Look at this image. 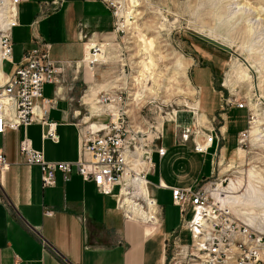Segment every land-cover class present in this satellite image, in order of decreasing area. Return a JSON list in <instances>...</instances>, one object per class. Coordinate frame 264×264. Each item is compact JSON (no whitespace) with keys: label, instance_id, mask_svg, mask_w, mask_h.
Instances as JSON below:
<instances>
[{"label":"crops","instance_id":"1","mask_svg":"<svg viewBox=\"0 0 264 264\" xmlns=\"http://www.w3.org/2000/svg\"><path fill=\"white\" fill-rule=\"evenodd\" d=\"M50 1L20 3L12 58L0 62L1 67L7 68L6 72L0 70V86L14 74L36 38L52 44V59L62 66L63 72L57 76L58 84L44 87L43 95L56 101L48 120L58 125L60 140H43L44 127L39 122L31 125L26 134L33 147L44 152L47 161L75 162L80 128L110 121L108 110L98 103L102 92L115 87L107 71L106 51L105 60L94 68L86 64L85 58L95 41L103 44L102 49L105 44L115 45L113 40L105 42L104 37L116 29L117 21L108 0H63L58 10L48 12L43 3ZM42 10L47 12L35 23ZM212 88L218 97L208 107L212 115L201 112L199 97L194 109L198 114L193 117L204 130H216V141L208 154L194 152L192 141L177 145L174 136L169 146L164 140H157V146H164L167 154L162 159L154 155L155 168L148 175L149 185L139 197L151 212H156V220L146 212L143 218L139 216L136 212L140 204L128 198L122 202L121 196L118 199L100 194L93 183L75 172L69 177L58 173L56 185L44 189L41 168L27 165L20 153L22 132L8 129L0 135V151L11 164L10 170L0 173V264H167L168 243L173 238L181 242L189 231L183 228L181 216L180 226L168 224L160 193L171 192L160 189V181L176 188L200 185L213 176L219 154L225 157L239 150L240 133L249 126L247 112L229 107L220 130L215 128L210 118L220 111L222 94L214 89L213 78ZM199 92L201 96L200 89ZM44 207L54 215L45 216Z\"/></svg>","mask_w":264,"mask_h":264},{"label":"rangeland","instance_id":"2","mask_svg":"<svg viewBox=\"0 0 264 264\" xmlns=\"http://www.w3.org/2000/svg\"><path fill=\"white\" fill-rule=\"evenodd\" d=\"M108 1L120 8L116 29L104 37L115 45L105 44L101 57L105 60L106 51L110 79L126 103L133 144L155 149L154 138L164 130L163 143L169 146L176 124L194 123L199 97L201 112L212 115L208 107L218 98L213 78L222 94V107L210 118L215 128L222 125L228 99L247 103L251 112L242 110L254 124L239 150L219 154L213 176L200 184L218 187L235 213L264 233V0ZM0 70L7 68L0 65ZM127 198L140 204L139 216H153L155 211L142 207V198ZM160 205L168 224L180 226L171 195L161 192ZM181 239L185 245L191 242L188 232ZM175 241L168 243L167 264H175Z\"/></svg>","mask_w":264,"mask_h":264},{"label":"built area","instance_id":"3","mask_svg":"<svg viewBox=\"0 0 264 264\" xmlns=\"http://www.w3.org/2000/svg\"><path fill=\"white\" fill-rule=\"evenodd\" d=\"M22 1L0 0V62L12 58L13 31L20 24L19 7ZM62 1L52 0L43 4L48 12H52L62 6ZM108 2L117 21L120 7L115 2ZM45 12L42 10L35 23ZM102 47L103 44L93 42V49L85 58L86 64L94 68L104 61L100 57ZM51 53L52 44L36 38L34 47L25 52L14 74L5 85L0 86V135H4L8 129L22 132L20 153L27 165L41 168L44 189L56 185L58 173L69 177L75 172L84 181L93 183L102 195L121 196L122 202L126 196L138 197L135 194L137 183L142 181L148 187V175L155 168L154 155L162 159L167 149L161 144L155 149L143 142L139 146L133 144L136 140L130 136L132 130L128 115L123 111L126 103L115 89L102 92L98 99L99 105L105 106L109 112V123L80 128L75 162H49L43 151L33 147L26 131L36 122L44 127L43 140L55 143L60 140L58 125L48 120L49 111L56 101L45 99L43 95L44 87L47 84H58L57 76L63 72L62 66L57 65ZM227 105L238 109L248 108L251 112L244 102L228 99ZM109 106L115 107L116 119ZM193 113L195 116L198 114ZM252 120L249 115L250 126ZM247 134L248 131L240 133V144ZM163 135L164 130L159 131L154 139L162 142ZM173 136L177 145H187L192 141L194 152L208 154L216 141V130H204L196 118L191 126L176 124ZM10 167L5 154L0 151V173L10 170ZM158 187L170 190L173 204L179 209L183 220V228L190 233V244H182L178 239L174 242L179 249L173 258L175 264H264V233L250 224L248 219L244 220L236 214L228 201L221 200L218 187L200 184L196 187L176 188L162 181ZM142 207L147 208V205ZM44 215L51 217L54 212L44 207ZM153 219L156 220V212Z\"/></svg>","mask_w":264,"mask_h":264},{"label":"bare ground","instance_id":"4","mask_svg":"<svg viewBox=\"0 0 264 264\" xmlns=\"http://www.w3.org/2000/svg\"><path fill=\"white\" fill-rule=\"evenodd\" d=\"M125 23V22H124ZM102 56V53L100 54V57ZM97 104V103H96ZM110 109H111V113L115 116V119L117 117V113H116V110H115V107L114 106H109ZM253 122H252V126H253ZM251 126V129H253ZM95 127V126H94ZM255 128V127H254ZM259 131V130H258ZM145 185H144V182L142 181H139L137 183V186L135 188L136 192L135 194H138V198L142 195V192H143V189H144ZM148 194V193H147ZM128 196H126L125 198H127ZM137 197L136 195L134 196V198ZM222 197V196H221ZM221 200H224V198H221Z\"/></svg>","mask_w":264,"mask_h":264},{"label":"water","instance_id":"5","mask_svg":"<svg viewBox=\"0 0 264 264\" xmlns=\"http://www.w3.org/2000/svg\"><path fill=\"white\" fill-rule=\"evenodd\" d=\"M198 34H199L200 36H202L203 38H205L206 40H208V41H210V42H212V43H214V44H216V45H219V46H221V47H223V48H225V49H227V50L230 51V48H229V47H227V46L221 44L220 42H218V41H216V40H214V39H212V38H210V37H206V36H204V35H202V34H200V33H198Z\"/></svg>","mask_w":264,"mask_h":264}]
</instances>
